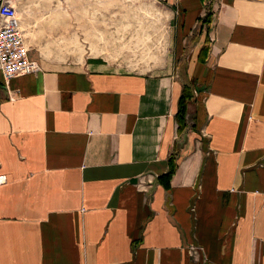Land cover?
Here are the masks:
<instances>
[{"label":"crops","instance_id":"1","mask_svg":"<svg viewBox=\"0 0 264 264\" xmlns=\"http://www.w3.org/2000/svg\"><path fill=\"white\" fill-rule=\"evenodd\" d=\"M150 1L160 66L28 46L38 69L0 77V264H264V1ZM11 2L81 27L83 0Z\"/></svg>","mask_w":264,"mask_h":264},{"label":"rangeland","instance_id":"2","mask_svg":"<svg viewBox=\"0 0 264 264\" xmlns=\"http://www.w3.org/2000/svg\"><path fill=\"white\" fill-rule=\"evenodd\" d=\"M125 1L144 5V11L130 9L125 12ZM90 3V0H83L81 27L21 26L26 34H30L28 38L35 41L28 44L31 51L50 63H74L94 55L106 57L123 67L151 69L161 65L167 45L161 42L165 27L158 5L155 7L150 0H115L112 13H100L89 11ZM32 5L33 9L38 6ZM33 13L31 21L40 23V15Z\"/></svg>","mask_w":264,"mask_h":264},{"label":"built area","instance_id":"3","mask_svg":"<svg viewBox=\"0 0 264 264\" xmlns=\"http://www.w3.org/2000/svg\"><path fill=\"white\" fill-rule=\"evenodd\" d=\"M27 49L28 45L24 42V32L18 22L15 5L11 0H0V77L2 79L38 69L36 62L28 58ZM4 180L5 174L0 171V184Z\"/></svg>","mask_w":264,"mask_h":264},{"label":"trees","instance_id":"4","mask_svg":"<svg viewBox=\"0 0 264 264\" xmlns=\"http://www.w3.org/2000/svg\"><path fill=\"white\" fill-rule=\"evenodd\" d=\"M186 94L181 93L177 100V109L175 112V116L178 122V127H181L183 123V113H184V107H185V100H186ZM172 171V163H171V157H169V167L167 171L164 173L165 176H168Z\"/></svg>","mask_w":264,"mask_h":264}]
</instances>
